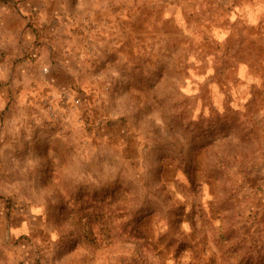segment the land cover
Segmentation results:
<instances>
[{"label":"rangeland","instance_id":"rangeland-1","mask_svg":"<svg viewBox=\"0 0 264 264\" xmlns=\"http://www.w3.org/2000/svg\"><path fill=\"white\" fill-rule=\"evenodd\" d=\"M0 264H264V0H0Z\"/></svg>","mask_w":264,"mask_h":264}]
</instances>
